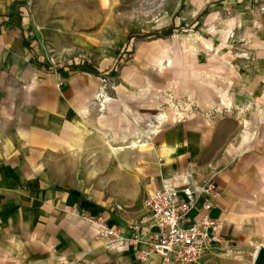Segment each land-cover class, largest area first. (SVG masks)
<instances>
[{
    "label": "crops",
    "instance_id": "0c3cea01",
    "mask_svg": "<svg viewBox=\"0 0 264 264\" xmlns=\"http://www.w3.org/2000/svg\"><path fill=\"white\" fill-rule=\"evenodd\" d=\"M217 2L203 0L194 12L214 11ZM78 21L0 0V264H160L154 254L137 257L145 244L109 243L83 215H103L125 229L149 221L144 199L164 183L180 191L204 179L219 193L208 211L218 241L196 264H255L264 246L257 200L264 198V142L243 123L245 107L232 117L212 111V102H229L227 111L233 102H255L263 80L248 86L225 75L220 89L209 78L207 97L188 91L203 109L182 108L181 118L169 115L158 125L146 99L113 94L101 74L49 59L50 50L103 45L67 32ZM193 23L201 24L198 17ZM208 66L215 75L229 69ZM137 106L144 110L138 116ZM202 202L190 220L201 217Z\"/></svg>",
    "mask_w": 264,
    "mask_h": 264
},
{
    "label": "rangeland",
    "instance_id": "374dc122",
    "mask_svg": "<svg viewBox=\"0 0 264 264\" xmlns=\"http://www.w3.org/2000/svg\"><path fill=\"white\" fill-rule=\"evenodd\" d=\"M201 1L24 0V3L30 10L40 8L45 14L78 17L79 21L73 22L67 32L87 36L89 41L95 36L103 44L96 49L88 46L85 51L50 50L52 62L64 66L90 64L113 94L146 99L147 116L155 117L158 111H163L166 116L174 114L176 118L170 104L180 111L190 107L203 109L201 102L188 91L193 88L207 97L203 85L209 78L217 80L219 88L225 75L235 84L241 79H248V86L256 84L257 79L264 83V0H220L214 11L208 9L197 14L194 11ZM197 17L201 24L193 23ZM171 24L178 27L171 35L128 39L129 34L151 32ZM51 25L59 27L55 30L61 28V23ZM40 29L36 26V30ZM110 56L114 58L113 64ZM93 58L101 63H94ZM208 63L217 69L224 65L229 69L215 75L208 71L212 69ZM114 64L115 71L108 73ZM262 91L255 102H233L231 111L225 108L231 104L223 99L221 103L212 102V111H226L238 117L243 111L240 107H245L247 116L242 113L243 123L253 128L254 135L264 142V85ZM135 109L137 116L144 111L138 106ZM257 200L264 216V198ZM261 241L264 243V239Z\"/></svg>",
    "mask_w": 264,
    "mask_h": 264
},
{
    "label": "built area",
    "instance_id": "2783aa9c",
    "mask_svg": "<svg viewBox=\"0 0 264 264\" xmlns=\"http://www.w3.org/2000/svg\"><path fill=\"white\" fill-rule=\"evenodd\" d=\"M217 197L219 193L211 179L202 180L197 189L180 191L173 184L164 183L144 199L149 221L132 222L125 228L127 232L121 227L110 226L103 215L84 214L83 219L111 244H145V249L136 250L137 257L142 260L154 254L160 258V264H196L218 241L212 232L216 222L208 215L211 199ZM199 198H203V214L197 220H190L189 212Z\"/></svg>",
    "mask_w": 264,
    "mask_h": 264
},
{
    "label": "trees",
    "instance_id": "16d2710c",
    "mask_svg": "<svg viewBox=\"0 0 264 264\" xmlns=\"http://www.w3.org/2000/svg\"><path fill=\"white\" fill-rule=\"evenodd\" d=\"M206 12V11H204ZM191 28V27H188ZM193 29H195L194 27H192ZM178 29L177 26L171 24L165 27H161L157 30L151 31V32H140V33H132L128 35V39H132L133 37H140V38H147V37H152V36H156V37H164V36H168L171 35L175 32V30ZM126 46H124L125 48ZM128 49V48H127ZM131 49H128V52H130ZM76 65V64H74ZM73 65V66H74ZM71 67V66H69ZM81 69H84L86 71L89 72H93L95 71L90 64L84 63L80 66ZM116 69V64L113 65V67L111 68V70L108 73H113Z\"/></svg>",
    "mask_w": 264,
    "mask_h": 264
},
{
    "label": "bare ground",
    "instance_id": "6f19581e",
    "mask_svg": "<svg viewBox=\"0 0 264 264\" xmlns=\"http://www.w3.org/2000/svg\"><path fill=\"white\" fill-rule=\"evenodd\" d=\"M163 1V0H161ZM103 105V104H102ZM170 106L173 108L174 110V113H175V116H176V119L178 118H181L182 116V112L177 108L175 107V105L173 104H170ZM167 119V116H166V113L163 112V111H160L158 112L155 117H154V120L156 121V124L158 123H161V122H164L165 120ZM159 125V124H158ZM156 130V126H154V124H151V127L148 129V131L150 132H154ZM139 143V142H138ZM131 144L135 145L137 144V140L135 139L134 142H132ZM112 149L116 150V149H122V147H115V146H111Z\"/></svg>",
    "mask_w": 264,
    "mask_h": 264
},
{
    "label": "water",
    "instance_id": "95a60500",
    "mask_svg": "<svg viewBox=\"0 0 264 264\" xmlns=\"http://www.w3.org/2000/svg\"><path fill=\"white\" fill-rule=\"evenodd\" d=\"M255 264H264V246L260 247L255 256H254Z\"/></svg>",
    "mask_w": 264,
    "mask_h": 264
}]
</instances>
